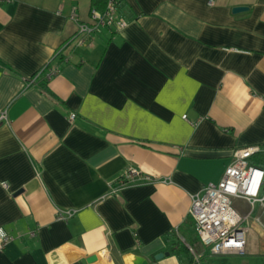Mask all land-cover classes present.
Here are the masks:
<instances>
[{
    "label": "crops",
    "instance_id": "1",
    "mask_svg": "<svg viewBox=\"0 0 264 264\" xmlns=\"http://www.w3.org/2000/svg\"><path fill=\"white\" fill-rule=\"evenodd\" d=\"M92 8L0 3V264H180L155 258L176 229L204 255L192 196L236 148L264 156V0H121L126 26L68 44ZM129 167L147 178L108 194ZM232 206L245 253L264 257V200Z\"/></svg>",
    "mask_w": 264,
    "mask_h": 264
},
{
    "label": "built area",
    "instance_id": "2",
    "mask_svg": "<svg viewBox=\"0 0 264 264\" xmlns=\"http://www.w3.org/2000/svg\"><path fill=\"white\" fill-rule=\"evenodd\" d=\"M11 0H0V3ZM119 0H106L105 8H92L89 21L78 22L77 30L70 38L73 45L83 44L93 33L101 28L121 29L127 20L118 14ZM64 45L57 54L64 50ZM58 72L56 66H51L45 73L46 79ZM34 77L28 78L27 83H33ZM74 114H70V119ZM7 121L6 108L0 109V122ZM260 146L252 145L233 150L231 162L226 166L223 175L215 183H208L200 193L191 198L188 216L192 220L198 242L207 249L210 255L243 254L245 253V233L243 226L248 214L240 215L232 206L233 197H241L250 204L264 200V170L251 163L254 154L262 152ZM143 176L137 168L129 167L109 184L108 194L118 192L124 186L135 182ZM6 186L5 182H2ZM75 209L57 210L56 217L66 220ZM34 235V231H30ZM13 237L0 230V252ZM194 261L199 264L202 252H198L193 245H187Z\"/></svg>",
    "mask_w": 264,
    "mask_h": 264
},
{
    "label": "trees",
    "instance_id": "3",
    "mask_svg": "<svg viewBox=\"0 0 264 264\" xmlns=\"http://www.w3.org/2000/svg\"><path fill=\"white\" fill-rule=\"evenodd\" d=\"M92 5L97 6L98 8L104 9L106 5V0H91ZM119 7H121V0H119ZM46 78V77H45ZM251 163L263 167L264 166V156L259 155L254 156L251 160ZM188 223L192 224V220L188 217ZM193 225V224H192ZM179 230H172L164 234V240L166 243V250L170 255H175L180 264H197L194 261V258L190 251L188 250L187 245H193L196 247V243L193 244L192 239L180 236ZM196 240V239H195ZM198 241V238H197ZM196 249V248H195Z\"/></svg>",
    "mask_w": 264,
    "mask_h": 264
},
{
    "label": "rangeland",
    "instance_id": "4",
    "mask_svg": "<svg viewBox=\"0 0 264 264\" xmlns=\"http://www.w3.org/2000/svg\"><path fill=\"white\" fill-rule=\"evenodd\" d=\"M244 208L246 211H250L251 206L245 205ZM195 248L198 251H201L200 246ZM199 264H264V257L258 256L257 258H254L246 253L210 255L206 250V253L201 257Z\"/></svg>",
    "mask_w": 264,
    "mask_h": 264
},
{
    "label": "water",
    "instance_id": "5",
    "mask_svg": "<svg viewBox=\"0 0 264 264\" xmlns=\"http://www.w3.org/2000/svg\"><path fill=\"white\" fill-rule=\"evenodd\" d=\"M246 9V7H244V6H235V7H233V9H232V11L233 12H239V11H242V10H245ZM163 255H168V252L166 251V252H164V253H158V254H156L155 255V258H161V257H163ZM96 259V256L95 255H91V256H88L87 258H86V262H92V261H94Z\"/></svg>",
    "mask_w": 264,
    "mask_h": 264
}]
</instances>
